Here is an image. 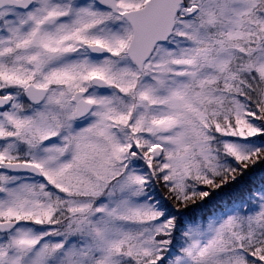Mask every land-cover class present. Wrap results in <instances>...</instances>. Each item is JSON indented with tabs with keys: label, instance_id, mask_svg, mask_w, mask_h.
<instances>
[{
	"label": "snow or ice",
	"instance_id": "6c2138e0",
	"mask_svg": "<svg viewBox=\"0 0 264 264\" xmlns=\"http://www.w3.org/2000/svg\"><path fill=\"white\" fill-rule=\"evenodd\" d=\"M0 264H264V0H0Z\"/></svg>",
	"mask_w": 264,
	"mask_h": 264
}]
</instances>
